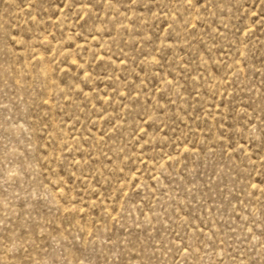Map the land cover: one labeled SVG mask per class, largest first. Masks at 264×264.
Here are the masks:
<instances>
[{
	"label": "rangeland",
	"instance_id": "obj_1",
	"mask_svg": "<svg viewBox=\"0 0 264 264\" xmlns=\"http://www.w3.org/2000/svg\"><path fill=\"white\" fill-rule=\"evenodd\" d=\"M0 264H264V0H0Z\"/></svg>",
	"mask_w": 264,
	"mask_h": 264
}]
</instances>
